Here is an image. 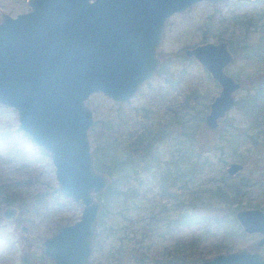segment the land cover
<instances>
[{
	"label": "rangeland",
	"instance_id": "rangeland-1",
	"mask_svg": "<svg viewBox=\"0 0 264 264\" xmlns=\"http://www.w3.org/2000/svg\"><path fill=\"white\" fill-rule=\"evenodd\" d=\"M27 1L0 0V22L3 16L15 18L27 13ZM219 41L227 44L233 57L224 72L240 85L241 89L234 95L236 101L264 71V0L203 1L183 13L172 15L165 21L156 46L158 63L154 74L143 83L134 97L119 105V109L118 104L101 94H93L86 101L93 122L108 120L117 112L123 114L126 120L132 119L129 111H133L134 116L140 114L136 110L151 105L148 95L159 92L166 78H176L177 73L182 72L181 89H174L161 105L151 109L153 116L149 115V118L151 123L159 122L157 117L163 123L169 118L176 119L182 125H172L168 133L179 139L184 126L195 127L196 154L200 161L204 159L209 164L195 177L185 180L184 184L168 183L164 187V195L157 185L146 191L145 195L142 189L134 201H123L114 196L115 186L93 195L99 202L100 210L88 264L198 263L217 253L242 249L258 252L264 257V245L257 247L255 244L260 237L258 234L242 232L234 214L229 216L222 203H217L213 198L200 201L197 196L222 183L224 187L232 186L238 192L236 201L240 208L236 211L259 209L264 213V152L256 153V149L240 140L237 142L236 156L213 147L219 132L234 136L232 129L235 127L227 126L239 119L237 109L233 107L224 118L227 126L219 122L215 132L204 124L197 125L200 117L207 113L208 105L218 94L219 88L202 66L194 58L186 57L184 52L198 45ZM169 54L175 57H166ZM17 127L15 112L0 106V137L14 134V139L10 138L12 141L0 140V187L14 190L16 202L13 205L18 208L15 220L4 221L0 217V264H48L41 256L40 249L32 244V239L50 237L58 227L73 224L80 216L81 207L54 193L58 185L48 153L35 147ZM114 132V137H120L121 131L114 129ZM17 137L20 138L18 141ZM88 140L92 152V138L88 136ZM173 148V141H162L155 150L162 156L161 161L166 162L163 155ZM174 155L179 157L176 153ZM175 156L170 157L171 160H175ZM192 162L190 160L191 165ZM231 162H238L243 167L234 177L225 174V167ZM210 180L216 182L212 181L211 184ZM127 184L129 187L135 185L132 180H128ZM208 204L218 210V225H231L233 221L238 230L232 226L230 232L223 234L222 230L225 229L216 230L215 224L205 227L193 220V206L199 208ZM36 207L37 211L34 209ZM193 239L196 242L190 243ZM220 243H230L231 246L219 252L214 247Z\"/></svg>",
	"mask_w": 264,
	"mask_h": 264
},
{
	"label": "water",
	"instance_id": "water-1",
	"mask_svg": "<svg viewBox=\"0 0 264 264\" xmlns=\"http://www.w3.org/2000/svg\"><path fill=\"white\" fill-rule=\"evenodd\" d=\"M229 0H28L29 11L0 22V106L15 112L17 129L35 147L48 153L54 167V193L81 207L76 222L53 235L32 239L52 264H88L99 202L93 195L108 178L93 168L88 130L92 114L85 105L93 94L114 104L129 102L157 66L154 57L165 21L199 2ZM218 86L203 124L215 130L234 106L237 81L224 69L232 63L225 42L187 49ZM226 165L227 175L242 170ZM18 208L0 210L4 221L15 220ZM234 218L242 232L258 234L264 245V214L239 210ZM23 229V228H22ZM176 264H264L256 252L217 253L208 260Z\"/></svg>",
	"mask_w": 264,
	"mask_h": 264
},
{
	"label": "trees",
	"instance_id": "trees-1",
	"mask_svg": "<svg viewBox=\"0 0 264 264\" xmlns=\"http://www.w3.org/2000/svg\"><path fill=\"white\" fill-rule=\"evenodd\" d=\"M166 57H175V55L169 54ZM261 73V75L259 74L256 77V81L252 87L234 102L233 107L239 112V119L235 121L236 124L228 123L225 119L220 121L224 124L228 123V126L226 124L227 127H235L234 129L238 131L232 129L235 133L234 136L219 132L215 146H213L215 149L224 150V152L229 153L228 155L236 156L235 151L238 148L237 142L240 140L243 144H248L250 148L256 149V153L264 152V71ZM181 86L182 72H179L176 78L173 76L166 78L164 80V86L159 89V92L150 91L151 94L148 95V103L150 102L151 105L148 108L141 106L139 110H136L140 111V114L135 116L133 111H129L128 115L132 119L126 120L123 114L117 112L108 120L93 122V125L88 130V136L92 138L93 149L91 156L92 162L93 159L95 161V165L93 164L94 170L102 173L109 180V184L104 190L115 186L114 196L120 197L123 201H134L139 196L138 193L142 192V189L144 191L143 195H145L146 191H150L155 185L162 189L161 194L164 195V187L168 183L170 185L178 183L184 184L183 182L185 180L189 181L202 168L209 165L204 159L200 161L198 158L199 155L196 154L198 148L195 144V127L193 129L188 125L184 126V132L181 133L179 139L175 136L171 137L170 133H168V129L171 132L172 125H182L176 119L169 118L163 123L157 117L156 119H159V122L151 123V119L149 118V115L153 116L151 109L157 105H161L160 103L165 100L167 95L171 94V91L181 89ZM120 107L118 105L117 109ZM203 117H200L197 125L198 123L203 124ZM114 129L121 131L120 137H114ZM212 131L215 132L216 130ZM16 135L22 137L18 133ZM12 137L14 139V134L0 137V140L5 142L12 141V139L10 140ZM19 137H17L16 141L20 139ZM162 141H173L174 146L172 150L163 155L166 156V162L161 161L162 156L155 150V147ZM175 153L179 157L175 156ZM173 156H175V160H171L170 157ZM190 160H193L192 165L190 164ZM142 175H144L143 178ZM128 180H132L135 185L129 187L127 184ZM212 181L216 182L215 180H210L211 184H213ZM219 185L205 190L201 193L202 195L197 194V196L200 198V201L212 198V200H217V203L223 204V208L227 214L233 216L234 212L240 208L239 202L236 201L238 192L232 186L224 187L222 183ZM228 195H230L229 198ZM195 201L197 200L195 199ZM15 202L14 190H4L0 187V210L6 206L15 207L13 205ZM199 208L193 206L195 210L193 220L198 221V223L203 224L205 227L210 224H215L217 227L216 230L219 228L225 229L222 230L223 234H226L227 231L230 232L232 226L237 229L233 221L231 225H228L223 220L225 225H218L220 216L218 215V210L213 208L211 204ZM34 209L37 211V207ZM177 222H173V224L176 225ZM194 242H196V239L191 240L190 243ZM230 246V243H220L214 249H218L220 252V250H228ZM137 264L142 263L139 262Z\"/></svg>",
	"mask_w": 264,
	"mask_h": 264
},
{
	"label": "flooded vegetation",
	"instance_id": "flooded-vegetation-1",
	"mask_svg": "<svg viewBox=\"0 0 264 264\" xmlns=\"http://www.w3.org/2000/svg\"><path fill=\"white\" fill-rule=\"evenodd\" d=\"M156 50V49H155ZM154 57L156 58V56H155V52H154ZM235 214V213H234ZM264 214V213H263ZM242 230V229H241ZM47 238V237H46ZM38 239H43V238H38ZM256 244V243H255ZM40 252H41V250H39ZM252 252H254V251H252ZM256 253H258V252H256ZM41 256H42V253H41ZM44 258V257H43ZM44 259H46V258H44ZM47 260V261H46ZM45 261L48 263V264H52L51 262H48V259H46ZM25 261V260H24Z\"/></svg>",
	"mask_w": 264,
	"mask_h": 264
}]
</instances>
